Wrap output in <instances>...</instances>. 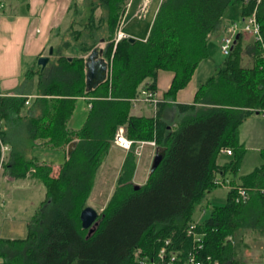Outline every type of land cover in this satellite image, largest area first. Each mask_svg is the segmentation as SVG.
Returning a JSON list of instances; mask_svg holds the SVG:
<instances>
[{
	"label": "trees",
	"instance_id": "16d2710c",
	"mask_svg": "<svg viewBox=\"0 0 264 264\" xmlns=\"http://www.w3.org/2000/svg\"><path fill=\"white\" fill-rule=\"evenodd\" d=\"M127 2L84 0L82 29L66 33L68 40L53 49L42 71L35 66L25 71L14 94L0 96V137L11 146L9 174L18 179L30 172L45 191L26 222L25 237L0 238V264H163L171 254L184 262L190 252L200 264H240L236 234L247 229L264 235V192L249 191L244 201L234 200L235 187L264 188V151L258 167L233 179L244 154L239 125L254 114L251 109H264V0L257 5L256 0H161L144 41L126 37L114 44ZM234 5L241 18L256 6L262 42L244 46L238 33L192 103L168 104L208 57L207 38L221 28L225 10ZM100 49L110 76L107 72L87 89L86 56ZM244 56L248 65L242 64ZM158 70L173 77L154 118L130 115L140 88L155 93ZM28 95L36 96L31 114L21 118ZM78 97L86 98L90 108L82 128L72 130L68 121ZM119 126L129 139H155L164 154L146 182L135 188L136 155L127 151L97 226L87 236L79 215L88 206L96 171ZM12 128L24 131L21 140L39 139L51 149L73 143L55 177L48 164L26 158L19 136L9 133ZM223 149L231 155L219 164ZM232 176L225 203L212 206L202 222L194 223L195 207L205 193ZM162 248L163 262L158 256Z\"/></svg>",
	"mask_w": 264,
	"mask_h": 264
},
{
	"label": "crops",
	"instance_id": "0c3cea01",
	"mask_svg": "<svg viewBox=\"0 0 264 264\" xmlns=\"http://www.w3.org/2000/svg\"><path fill=\"white\" fill-rule=\"evenodd\" d=\"M138 3H139L138 0H132L131 3L128 5L129 10L127 9L128 11L126 12L128 14L131 12L130 18H134L135 16H137L138 11L136 10L139 6ZM75 6L77 7V9L81 10L82 0H3L2 1V3L0 4V93L2 94V96L14 94L20 84V80L24 72L29 69H32L34 66L36 67L35 63L37 58L40 56L47 55L49 47H52V49H54L59 45L60 26L64 24L65 20L67 19V16L69 15V11L71 10V8L74 9ZM227 10L228 8L225 10L222 16L221 28L217 32L210 34L207 38V42L211 37L213 38L214 43L221 41L222 37L226 34V32L230 30L231 25L234 22L239 23V21L242 20L240 16L241 9L239 6L236 9V11L233 10L230 11L232 14L234 12V16L237 15L236 19L231 18V16L224 17L226 16L225 13ZM154 14H155V10L153 15ZM69 25L70 24H68L67 26L65 25L66 26L65 29H67ZM125 36L133 37L131 34H127ZM145 38L146 37L144 36L143 38H141L143 40L140 41H144ZM96 51H97L96 56L93 58L95 62L100 60L101 49ZM207 51H208V46H207ZM66 53L70 54V51H67ZM91 53H89L86 56V60L91 55ZM246 59L248 60V58L244 56L242 60L243 65L249 64L248 63L249 60L247 62ZM198 66L196 67L194 73L192 74L186 86L178 90L174 100L167 102L168 104L192 103L197 88L200 86V84L204 83V81H206L212 75V72H209V69H207V72L205 74L202 71H200V69H198ZM107 70L108 67L106 66V75L108 72ZM108 74L110 76V71L108 72ZM172 77L173 74L171 72L158 70L157 78H156V90L155 93L152 94L153 98L156 100L155 104L152 103V101H144L142 99L144 90L143 88H140L141 90L139 89L140 90L139 96L131 100L132 107L130 109V115L134 117L154 118L157 111L156 108L157 103L160 101L162 102V95L168 89ZM35 97H36L35 95H28L26 97L25 102L27 103L24 102V108L20 112L19 117L25 118L30 116L31 113H29L28 109L32 107L33 105L32 102L35 99ZM77 99H82L86 102L87 115H88V110L90 108V105L88 104L87 99L84 97H78L76 98V100ZM73 115L74 114L72 112L71 117L68 121V127L72 130L75 129L79 130L80 128L77 129L70 126V121ZM118 128H122L124 130V133L126 132L124 126H119ZM9 133H13V135L17 137L19 136L18 138L19 142L25 150L27 159L33 158L38 163L48 164L51 167V176L53 177H55L58 174L61 165L66 159L68 147L67 149H51L47 146L42 145V141L39 139L30 140L25 138L21 140L20 138L21 135L24 136L25 133L24 131H20L19 128L9 129ZM3 144L7 146V150L4 152V157L2 162H0V220L4 219L7 215L11 214L12 210L17 208L18 206L20 207V204L23 203L24 205L27 206V209L32 208V212L31 213L29 212V215L27 214V216L25 218H22L21 220L26 227L27 220L30 218L34 210L43 201L45 197V191L43 189L41 181L36 179L34 176H32L30 172H28L23 178H18V179L10 176L9 167H6V163L8 161L11 146L8 143H3ZM143 147L139 149L138 153L134 152V154L139 156ZM147 147L150 149L149 151L150 155L153 153L154 156V153L156 151V146L155 148H152L150 146ZM117 148L120 149L119 147ZM262 151H264V149L260 150V154ZM124 152L127 153V151ZM39 153H53V154L59 153L62 155L63 160H60V162L57 165L52 161H46L41 159L40 157L41 154ZM220 156H224L226 157V159L219 160ZM229 158L230 155L220 152L217 162L219 164H223L227 162ZM56 160L59 161V158L57 157L53 159L54 162ZM122 162L123 161L121 160L118 171L121 167ZM134 175H135V171H134ZM230 180L229 178L226 179L225 184L219 185L217 187H225L227 189L226 190V194H227L228 190L231 187V184H229ZM133 183H135L134 178H133ZM214 189L207 191L205 193V198L202 204L196 207L197 212L199 214L205 212L204 206L207 205V197L210 194V192L213 191ZM214 206H220V205H214ZM210 210L211 208L209 209V211ZM204 219L193 220V221L194 223H198V222H202ZM260 236H264V235H260ZM5 239H9V238H5Z\"/></svg>",
	"mask_w": 264,
	"mask_h": 264
},
{
	"label": "rangeland",
	"instance_id": "374dc122",
	"mask_svg": "<svg viewBox=\"0 0 264 264\" xmlns=\"http://www.w3.org/2000/svg\"><path fill=\"white\" fill-rule=\"evenodd\" d=\"M83 1L84 0H82L81 10L77 9L76 6L74 9L71 8L64 24L60 26V42L65 40L67 41V34H71L70 32L73 29H82L81 25L85 22L84 19L86 18ZM131 1L132 0H128L126 4V8L115 30V34L120 28V24L122 23V30L125 35L131 34L135 40H143L141 38H143L144 36L146 37V34H148L151 20L153 19L154 10L156 11L161 0H138L139 6L136 10L138 12L137 16H135L134 18H130L131 12L129 14L126 12L129 10L128 5L131 3ZM237 8V5L228 7V10L225 13L226 16L224 17L231 16V18L236 19L237 15L234 16V12L232 14L230 11H236ZM71 23H73V27L71 29L69 27L65 29V27ZM64 34L66 35L64 36ZM244 38V46L246 43L252 40L248 37V35H244ZM220 45L221 41L214 43L212 37L208 40L207 46L209 57L200 61L198 66V69H200V71L206 74L207 69H209V72H212L213 74L214 69L218 68L221 65L225 56L221 53ZM73 114L74 115L70 121V126L77 129L81 128L87 118V105L84 100H76ZM238 141L243 145L244 154L241 159L237 175L234 178L233 176L229 177V180L233 178L236 182L239 176L250 173L256 166H258L262 162L260 150L264 149V120L254 114L248 116L247 119L239 125ZM149 151L150 149L145 146L142 148L139 156L136 155L135 157L136 166L135 175L133 178L135 182L134 184L138 186L143 185L146 182L147 176L149 174V168L153 158V153L150 155ZM39 154H41V159L52 161L57 165L60 160H63L62 155L59 153ZM125 155L126 152L118 149L112 144L108 148L106 155L104 156L101 164L96 171L93 186L88 196L87 205L95 209L97 213L102 210L107 202V199L114 187L116 176L118 175L117 171L119 165L121 163V160L123 161V159L125 158ZM54 157H58L59 161L56 160L54 162ZM224 159H226V157H219V160ZM226 190L227 189L225 187H217L216 189L211 191L207 197V205L204 206L205 212L199 214L197 212V208L195 207L193 220H202L206 218L211 206L223 205L226 198ZM29 212H32V208L27 209V206L21 203L20 207L18 206L17 208L12 210L11 214L0 220V237L9 239L24 238L26 235V227L21 220L22 218H25L27 214L29 215ZM233 242L237 244V259L239 260L240 264H264V236H260L257 233H251L249 230L245 229L239 231L236 234Z\"/></svg>",
	"mask_w": 264,
	"mask_h": 264
},
{
	"label": "built area",
	"instance_id": "2783aa9c",
	"mask_svg": "<svg viewBox=\"0 0 264 264\" xmlns=\"http://www.w3.org/2000/svg\"><path fill=\"white\" fill-rule=\"evenodd\" d=\"M260 0H256V5L259 3ZM245 3V1H244ZM122 27L123 24H120V28L115 34L114 38V43H117L119 40L126 38L124 33L122 32ZM248 35L249 38H251L253 41L257 42H262V37L260 33V26L256 20V6L251 10L250 14L246 17H242V20L239 21V23H233L230 27V30L226 32V34L222 37L221 39V45H220V50L221 53L224 56H227L230 52L232 43L234 41V37L238 34ZM0 96L2 94L0 93ZM142 99L144 101H152V103L155 104L156 100L153 98L152 94L143 92V97ZM27 103V102H25ZM251 111L254 114H257L259 117H261L264 120V109L262 110H256V109H251ZM1 129V125H0ZM113 144L119 147L120 149L124 151H129L133 150L134 152L138 153L139 149L145 145L150 146L152 148H155V139H151L149 141H142V140H132L126 137L124 130L122 128H118L114 134ZM7 150V146H5L2 143L1 137H0V162H2L3 157H4V152ZM221 153L231 155V150L230 149H223L220 151ZM231 188V187H230ZM236 190V197L234 198L235 202H240L244 201L247 196L249 191H259V192H264V188H253V189H246L243 187H235ZM194 227V225L190 226V229L188 230V233H191V229ZM193 242H198L199 243V238L195 235H193ZM163 254H164V249L162 248L159 252V258L163 262ZM163 264H200L199 262L195 261L194 259V254L192 252L188 253L186 255L185 261L184 262H178L176 261V255L171 254L167 261L163 262Z\"/></svg>",
	"mask_w": 264,
	"mask_h": 264
},
{
	"label": "water",
	"instance_id": "95a60500",
	"mask_svg": "<svg viewBox=\"0 0 264 264\" xmlns=\"http://www.w3.org/2000/svg\"><path fill=\"white\" fill-rule=\"evenodd\" d=\"M128 40L132 42L135 39L129 37ZM52 53H53V49L52 47H49L47 55L40 56L37 58L35 65L36 67L39 68V71H42L46 67ZM95 56H96V52L93 51L85 62L87 89H90L96 84L100 83L106 76V64L104 63L103 60L96 61L97 62L96 63L93 60ZM72 145L73 143H70L68 145L67 154L70 152ZM163 154H164L163 150L156 149L151 161L149 173H152L156 169V167L158 166L159 162L163 157ZM137 187L138 185H135V188ZM97 216H98L97 211L90 206H86L84 209L81 210L79 215V220L81 222L82 229L88 230L87 236L91 235L92 232L94 231V228L97 226V221H96Z\"/></svg>",
	"mask_w": 264,
	"mask_h": 264
}]
</instances>
